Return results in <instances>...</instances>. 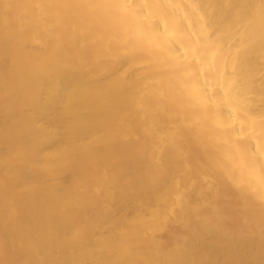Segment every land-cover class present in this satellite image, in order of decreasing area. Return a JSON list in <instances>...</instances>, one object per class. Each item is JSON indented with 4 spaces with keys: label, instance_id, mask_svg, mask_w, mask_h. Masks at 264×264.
<instances>
[{
    "label": "bare ground",
    "instance_id": "1",
    "mask_svg": "<svg viewBox=\"0 0 264 264\" xmlns=\"http://www.w3.org/2000/svg\"><path fill=\"white\" fill-rule=\"evenodd\" d=\"M0 264H264V0H0Z\"/></svg>",
    "mask_w": 264,
    "mask_h": 264
}]
</instances>
